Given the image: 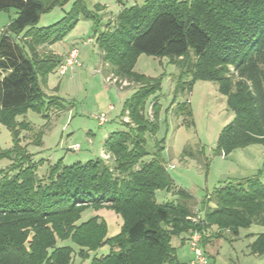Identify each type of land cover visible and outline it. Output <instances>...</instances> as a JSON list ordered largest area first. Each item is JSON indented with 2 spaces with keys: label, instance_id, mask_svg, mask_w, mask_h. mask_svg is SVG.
<instances>
[{
  "label": "trees",
  "instance_id": "trees-1",
  "mask_svg": "<svg viewBox=\"0 0 264 264\" xmlns=\"http://www.w3.org/2000/svg\"><path fill=\"white\" fill-rule=\"evenodd\" d=\"M64 1L0 0V11L17 12L0 30V124L13 137L11 148L0 146V160L11 161L0 169V264H73L75 252L86 258L103 245L109 252L94 256L91 264H179L175 237L199 230L203 246L211 236L236 238L242 228L264 226V163L258 174L221 181L194 210L195 196L169 172L163 140L148 149V138L160 128L161 81L135 70L145 53L177 65L176 94L191 92L197 80L216 82L235 114L219 134L217 152L226 156L252 144L264 146V0H120L121 9L98 30L96 43L113 74L138 85L122 111L129 120L104 140L108 158L72 164L61 158L40 175L43 161L22 144V133L32 132L41 145L44 132H33L18 117L43 112L53 102L46 106L42 86L64 58L48 46L75 27L80 0L58 22L38 23L42 12ZM176 110L191 123L189 101H180ZM158 190L178 198L159 203ZM90 206L115 209L123 219L120 232L109 236L100 216L78 223ZM68 239L79 249L62 243ZM249 247L264 255V232Z\"/></svg>",
  "mask_w": 264,
  "mask_h": 264
},
{
  "label": "rangeland",
  "instance_id": "rangeland-1",
  "mask_svg": "<svg viewBox=\"0 0 264 264\" xmlns=\"http://www.w3.org/2000/svg\"><path fill=\"white\" fill-rule=\"evenodd\" d=\"M77 0H65L41 14L38 26L54 24L66 16ZM127 4L142 3L144 0H125ZM78 22L75 27L51 48L63 55L76 46L79 50V66H74L65 75L58 71L49 74L42 89L46 97L43 112L29 110L18 120L29 121L33 132L43 130V143L34 142L32 132L22 133V144L33 154L34 159L42 160L39 174L47 172L49 163L63 158L66 164L76 161L85 162L94 155L102 153L101 149L108 130L124 128L122 115L125 101L132 96L138 85L130 82L121 87L110 80L112 67L104 62L96 37L111 16H115L122 6L120 0H80ZM90 16H85L89 14ZM16 16V9L0 11V27ZM99 30V31H98ZM135 70L147 76L159 78L161 90L159 97V131L155 137L148 138V149L152 151L156 140H163V155L176 185L188 189L196 198L194 206H202V201L216 186L224 180L250 177L258 174L264 163V146L252 144L238 148L229 155L217 152V140L221 130L235 117L228 107L227 98L219 91L218 84L209 80H197L191 92L174 93L178 82L179 68L168 57H156L141 54ZM190 77L184 76V80ZM123 79V78H122ZM125 81V80H124ZM152 95L146 103V113L152 115ZM180 101H189L192 109V121H185L184 114L176 110ZM114 108L111 109L110 106ZM106 113L107 122L100 125L97 115ZM179 112V113H178ZM0 146L4 149L13 146L11 131L0 124ZM79 148L76 150L75 147ZM9 159L0 160V169L7 168ZM175 165V167L169 166ZM264 182V171L260 173ZM156 198L159 203L176 201L173 191L158 190ZM203 214V212L201 211ZM100 216L108 225V235L120 232L123 219L113 208H86L78 223L91 217ZM264 232V226L253 224L242 228L239 237L231 235L211 236L202 247L208 264H264V255L253 254L250 243L257 234ZM79 249L71 240L62 241ZM110 247L103 245L89 252L82 258L75 252L73 264H91L96 255L107 254Z\"/></svg>",
  "mask_w": 264,
  "mask_h": 264
},
{
  "label": "built area",
  "instance_id": "built-area-1",
  "mask_svg": "<svg viewBox=\"0 0 264 264\" xmlns=\"http://www.w3.org/2000/svg\"><path fill=\"white\" fill-rule=\"evenodd\" d=\"M78 58H79V50L75 46L70 50L68 55L64 58L63 62L58 68V72L61 75H65L74 66L80 64ZM110 80L113 81L114 84L119 85L121 87H125L129 83L126 79H121L118 76H115L114 74L111 76ZM96 118L98 119L100 125L107 122V115L104 112L97 115ZM125 120H129L128 117H126ZM78 148H79L78 146L75 147L76 150ZM102 155L105 158L109 157L104 152H102ZM169 166L175 167V165H169ZM194 220L197 221L198 219L194 218ZM202 239H203V234L199 230H195L189 237V244L193 251V259L191 261V264H208L207 256L204 253L202 247Z\"/></svg>",
  "mask_w": 264,
  "mask_h": 264
},
{
  "label": "crops",
  "instance_id": "crops-1",
  "mask_svg": "<svg viewBox=\"0 0 264 264\" xmlns=\"http://www.w3.org/2000/svg\"><path fill=\"white\" fill-rule=\"evenodd\" d=\"M120 9H121V8H120ZM16 16H17V12H16ZM16 16H15V17H16ZM15 17H14V18H15ZM12 19H13V18H10V21H11ZM8 24H9V23H7L6 25L0 27V30H2V29H3L4 27H6ZM51 46H52V45L48 46V48L52 50ZM73 47H74V46H73ZM73 47H71V48L68 50L67 53L63 54L62 57L65 58V57L68 55V53L70 52V50H71ZM52 51H53V50H52ZM57 54H58V53H57ZM77 66H79V65H77ZM110 108L113 109L114 106L111 105ZM111 131H112V130H108V133H110ZM107 136H108V135H107ZM101 151H102V149H101ZM92 154H93L94 156L102 155V153L97 154V153H95V152H92ZM246 177H248V176H246ZM243 178H244V177H243ZM198 207H199V205L194 206V210H195V211H198ZM173 245H174L175 248H176L177 259H178V261H179V264H191V261H192V259H193V251H192V248H191V246H190V244H189V235H187V234H182V235H180V236H178V237H175V238L173 239Z\"/></svg>",
  "mask_w": 264,
  "mask_h": 264
}]
</instances>
